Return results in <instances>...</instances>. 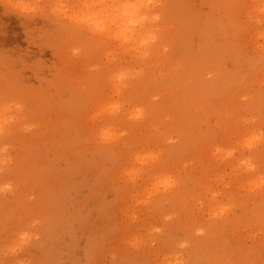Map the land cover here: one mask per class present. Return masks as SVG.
<instances>
[{
  "label": "rangeland",
  "instance_id": "rangeland-1",
  "mask_svg": "<svg viewBox=\"0 0 264 264\" xmlns=\"http://www.w3.org/2000/svg\"><path fill=\"white\" fill-rule=\"evenodd\" d=\"M13 2L0 264H264V0Z\"/></svg>",
  "mask_w": 264,
  "mask_h": 264
},
{
  "label": "clouds",
  "instance_id": "clouds-1",
  "mask_svg": "<svg viewBox=\"0 0 264 264\" xmlns=\"http://www.w3.org/2000/svg\"><path fill=\"white\" fill-rule=\"evenodd\" d=\"M5 4H13V6L18 8L20 12L27 11L31 7L29 5L21 6L19 4L14 3L13 0H0V7H2ZM149 8H151V7L147 6V4H146L145 8L142 11H139L134 16H139V18L141 20H146L148 17L146 15L145 10L149 9ZM53 10H55V9H53ZM261 11L264 12V8H262ZM126 14H127V11H126ZM153 18L158 19V16H155ZM262 35H264V33H262ZM22 108H23V105L18 100L6 99L3 101H0V132H3L5 130L6 125L10 124L14 119V117H12L11 115H8V114L13 109L21 110ZM2 151H6V147H5V149H0V152H2ZM6 187H10V186L6 185ZM175 264H185V262L182 260H177V261H175Z\"/></svg>",
  "mask_w": 264,
  "mask_h": 264
},
{
  "label": "snow or ice",
  "instance_id": "snow-or-ice-1",
  "mask_svg": "<svg viewBox=\"0 0 264 264\" xmlns=\"http://www.w3.org/2000/svg\"><path fill=\"white\" fill-rule=\"evenodd\" d=\"M149 7H153V0H125V2L119 7L124 8L127 13H131L132 15H136L139 11H142L145 8V5ZM56 11H60L61 9H70L73 14L69 16L75 23H82L83 20H90L91 17L85 16L81 17L79 14V9L82 7H86L89 10H94L96 8L102 7L100 4H88V5H80V4H70V5H55L53 6ZM147 43V41H144ZM261 188L264 189V176L261 178ZM26 236V233H25Z\"/></svg>",
  "mask_w": 264,
  "mask_h": 264
},
{
  "label": "bare ground",
  "instance_id": "bare-ground-1",
  "mask_svg": "<svg viewBox=\"0 0 264 264\" xmlns=\"http://www.w3.org/2000/svg\"><path fill=\"white\" fill-rule=\"evenodd\" d=\"M124 15H125V18H126V19L136 17V18H135L136 21H138L139 23L142 22V20H141L140 18H138L137 16L132 15L130 12L126 14V10H125V9H124ZM128 21H130V19H129ZM135 34H136L137 37L141 36V33H140L139 30H136V31H135ZM255 137H256V136L253 135L252 137L248 138V139L246 140V142H247L248 144H252V143H254V141H255Z\"/></svg>",
  "mask_w": 264,
  "mask_h": 264
}]
</instances>
